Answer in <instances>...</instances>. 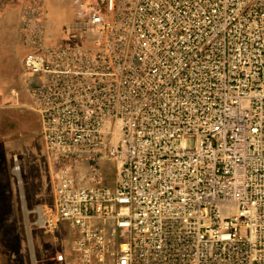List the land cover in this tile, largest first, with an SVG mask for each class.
Returning <instances> with one entry per match:
<instances>
[{
	"label": "built area",
	"instance_id": "obj_1",
	"mask_svg": "<svg viewBox=\"0 0 264 264\" xmlns=\"http://www.w3.org/2000/svg\"><path fill=\"white\" fill-rule=\"evenodd\" d=\"M79 6L84 44L22 32L53 182L34 225L66 233L52 262L264 264V0Z\"/></svg>",
	"mask_w": 264,
	"mask_h": 264
},
{
	"label": "rangeland",
	"instance_id": "obj_2",
	"mask_svg": "<svg viewBox=\"0 0 264 264\" xmlns=\"http://www.w3.org/2000/svg\"><path fill=\"white\" fill-rule=\"evenodd\" d=\"M81 8L65 6L50 11L48 18L58 21L53 28L57 37L54 43L84 44L87 35L80 30ZM29 79V76H27ZM0 126V264H55L51 258L55 246L66 247L65 230L43 235L34 225L39 208H46L53 199V182L50 163L44 144L15 142L5 139ZM32 145V146H31ZM32 151L35 152L31 156ZM18 160L21 172L14 171ZM105 182L113 185L116 169L110 164ZM19 178V179H18ZM51 260V261H50Z\"/></svg>",
	"mask_w": 264,
	"mask_h": 264
},
{
	"label": "crops",
	"instance_id": "obj_3",
	"mask_svg": "<svg viewBox=\"0 0 264 264\" xmlns=\"http://www.w3.org/2000/svg\"><path fill=\"white\" fill-rule=\"evenodd\" d=\"M89 1L0 0V126L5 127V139L15 142L42 140L41 118L34 109L24 69V56L29 47L23 41V28L39 19L44 23L50 39H56L53 28L58 25V21L48 18L50 11L64 9L71 4L76 8L82 4L87 5ZM34 155L32 151L31 156ZM110 164L114 162L100 163V174L104 182L109 177L107 170L111 168ZM116 177L117 172L115 180Z\"/></svg>",
	"mask_w": 264,
	"mask_h": 264
}]
</instances>
